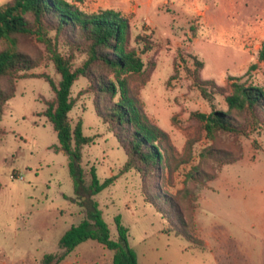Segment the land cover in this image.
<instances>
[{
  "label": "rangeland",
  "instance_id": "374dc122",
  "mask_svg": "<svg viewBox=\"0 0 264 264\" xmlns=\"http://www.w3.org/2000/svg\"><path fill=\"white\" fill-rule=\"evenodd\" d=\"M80 7L128 17L131 39L142 32L151 35L153 49L141 54L143 71L127 80L147 118L168 134L169 163L163 170L119 173L127 160L125 131L110 128L98 115L96 106L102 107L105 98L81 75L70 89L69 118L72 125L81 120L83 134L93 137L81 151L85 181L91 166L100 181L118 177L96 195L78 190L52 124L39 115L43 101L54 97L45 76L55 83L60 76L44 45L20 36L19 50L35 67L0 79L6 93L14 91L0 120V264H40L45 253L59 251L60 237L88 217L91 201L98 203L113 239L118 237L114 218L120 216L137 264H264V127L209 139L196 113L226 105L210 87L209 96H203L193 74L227 93L230 76L264 88V61L257 59L264 44V0H82ZM83 59L76 53L74 65ZM91 70L95 80L111 76L100 64ZM210 147L240 158L214 170L203 155ZM195 168L215 176L202 185L187 177ZM162 198L176 203L182 223ZM58 264H112V251L89 239Z\"/></svg>",
  "mask_w": 264,
  "mask_h": 264
},
{
  "label": "trees",
  "instance_id": "16d2710c",
  "mask_svg": "<svg viewBox=\"0 0 264 264\" xmlns=\"http://www.w3.org/2000/svg\"><path fill=\"white\" fill-rule=\"evenodd\" d=\"M81 3L82 0H8L0 4V79L17 78L22 72L35 67L32 58L19 50L20 36L32 37L44 45L60 78L55 83L45 76L54 97L43 101L45 107L39 115L52 124L58 139L57 147L68 156V166L76 188L84 187L91 195H96L111 185L118 174L100 181L95 167L91 166L88 170L90 180L85 181V171L79 164L81 151L85 144L93 141V137L83 134L81 120L72 125L69 118L74 105L70 89L79 76L91 79V90L105 98L106 103L102 107L96 106L103 121L112 129L125 131L122 143L127 160L119 173L132 168H139L142 172L166 169L172 145L168 134L147 118L128 87L127 77L139 74L144 69L141 54L154 47L151 35L142 32L131 39L128 17L112 9L87 12L80 7ZM62 47H65L64 51ZM76 53L84 55L77 66L74 65ZM193 58L198 67L202 65L195 56ZM257 59L264 61V44L257 52ZM95 64L105 66L111 76L95 80L91 70ZM193 74L203 96H209L207 89L210 87L223 96L226 105L225 110L196 113L209 139H214L219 133L243 136L248 134L250 126L264 127V88L244 84L239 78L230 76V92L227 93L225 87L213 80H203L196 72ZM12 96L14 91L6 93L0 85V120L4 105ZM2 134L0 126V136ZM203 155L212 160L214 170L240 158L212 147L204 150ZM214 176L213 172H202L197 168L187 173L188 178L202 185ZM162 201L182 223L184 217L178 212L176 203L167 198H162ZM153 203L158 205L156 200ZM159 207L163 209L162 212L166 209ZM88 214L87 218L62 234L58 242L60 250L45 253L40 264L62 262L77 245L89 239L112 251V264H137L135 253L127 243L128 229L121 223L120 216L114 218L118 237L113 239L96 201H91ZM163 215L170 216L165 212ZM178 232L184 238L193 240L191 234L181 230Z\"/></svg>",
  "mask_w": 264,
  "mask_h": 264
},
{
  "label": "crops",
  "instance_id": "0c3cea01",
  "mask_svg": "<svg viewBox=\"0 0 264 264\" xmlns=\"http://www.w3.org/2000/svg\"><path fill=\"white\" fill-rule=\"evenodd\" d=\"M75 248H76V247H75ZM71 252H72V251H71ZM71 252H70V253H71ZM70 253H69V254H70ZM69 254H68V256H67L63 261L69 259ZM63 261H62V262H63Z\"/></svg>",
  "mask_w": 264,
  "mask_h": 264
},
{
  "label": "built area",
  "instance_id": "2783aa9c",
  "mask_svg": "<svg viewBox=\"0 0 264 264\" xmlns=\"http://www.w3.org/2000/svg\"><path fill=\"white\" fill-rule=\"evenodd\" d=\"M18 178H19V179H22L23 177L19 175Z\"/></svg>",
  "mask_w": 264,
  "mask_h": 264
}]
</instances>
